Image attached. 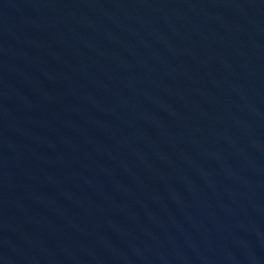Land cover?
I'll return each instance as SVG.
<instances>
[{"label":"water","instance_id":"95a60500","mask_svg":"<svg viewBox=\"0 0 264 264\" xmlns=\"http://www.w3.org/2000/svg\"><path fill=\"white\" fill-rule=\"evenodd\" d=\"M0 264H264V0H0Z\"/></svg>","mask_w":264,"mask_h":264}]
</instances>
